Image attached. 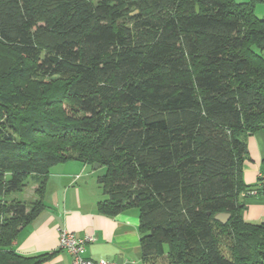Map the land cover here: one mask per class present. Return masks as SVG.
Masks as SVG:
<instances>
[{
  "label": "trees",
  "instance_id": "obj_1",
  "mask_svg": "<svg viewBox=\"0 0 264 264\" xmlns=\"http://www.w3.org/2000/svg\"><path fill=\"white\" fill-rule=\"evenodd\" d=\"M257 129L264 17L252 1L0 0V184H39L0 221V264L47 257L12 242L43 208L48 168L70 159L105 168L100 211L139 209L144 264H264V223L243 219L240 196L264 188L242 177L240 136Z\"/></svg>",
  "mask_w": 264,
  "mask_h": 264
},
{
  "label": "crops",
  "instance_id": "obj_2",
  "mask_svg": "<svg viewBox=\"0 0 264 264\" xmlns=\"http://www.w3.org/2000/svg\"><path fill=\"white\" fill-rule=\"evenodd\" d=\"M252 1L258 17H264V0ZM247 145V157L242 165L244 183L257 187L258 173L264 158V131L257 129L240 136ZM93 164L70 159L52 164L44 182L43 208L22 226L12 247L18 253L35 255L46 253L39 264H72L71 255L58 248L59 228L77 235L94 237L85 243L83 255L97 260L106 259L114 264H144L141 251L139 209L135 206L116 213L99 210V202L106 198L99 177L104 173ZM243 219L264 223V188L256 194L242 193Z\"/></svg>",
  "mask_w": 264,
  "mask_h": 264
},
{
  "label": "rangeland",
  "instance_id": "obj_3",
  "mask_svg": "<svg viewBox=\"0 0 264 264\" xmlns=\"http://www.w3.org/2000/svg\"><path fill=\"white\" fill-rule=\"evenodd\" d=\"M103 172L105 171V168H100ZM37 178L35 175H29L27 178V182L25 186L15 192H9L6 190L5 186L3 184H0V221L3 222L4 220L8 219L10 217V212L8 211V206L10 203L15 202H24L26 205H29V203L34 202L38 199V195L36 193V189L39 184H37ZM217 234H220L221 239V248L222 251H224L226 255H231L232 251L234 250V247L232 246V238L228 236V231L224 229H217ZM219 239V238H218ZM159 261L157 264H160Z\"/></svg>",
  "mask_w": 264,
  "mask_h": 264
},
{
  "label": "built area",
  "instance_id": "obj_4",
  "mask_svg": "<svg viewBox=\"0 0 264 264\" xmlns=\"http://www.w3.org/2000/svg\"><path fill=\"white\" fill-rule=\"evenodd\" d=\"M258 176L262 177L264 185V175L258 173ZM251 193H254V191H251ZM58 232V248L67 251L71 255L72 264H114L103 258L92 260L83 255L85 243L94 240V237L91 234L85 233L83 235H77L64 227L59 228Z\"/></svg>",
  "mask_w": 264,
  "mask_h": 264
},
{
  "label": "water",
  "instance_id": "obj_5",
  "mask_svg": "<svg viewBox=\"0 0 264 264\" xmlns=\"http://www.w3.org/2000/svg\"><path fill=\"white\" fill-rule=\"evenodd\" d=\"M199 9H198V7L196 6V11H198ZM134 12H136V10L134 11ZM100 166V164L99 163H94L93 164V167L95 168V167H99ZM214 218L216 219V220H218V221H220L221 223H225V222H227V220L230 218V213H226V212H219V213H217L215 216H214Z\"/></svg>",
  "mask_w": 264,
  "mask_h": 264
}]
</instances>
